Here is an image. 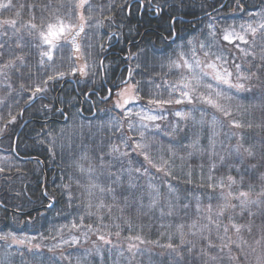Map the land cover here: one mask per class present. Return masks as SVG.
I'll return each instance as SVG.
<instances>
[{"label": "trees", "instance_id": "1", "mask_svg": "<svg viewBox=\"0 0 264 264\" xmlns=\"http://www.w3.org/2000/svg\"><path fill=\"white\" fill-rule=\"evenodd\" d=\"M18 1L20 16L15 17L10 10H1L0 13L2 20H17L20 32L13 37L12 48L16 54L23 56L25 64L31 67L33 79H27L28 73H24L23 78L18 79L17 77L21 75L19 71L0 66V128L4 129L3 132H0V157H4V162L0 163V167L5 168L4 172H0V235L7 233L13 235L46 234L49 231L48 227H51L53 223L55 225V223L74 220L78 222L77 213L79 212L85 214L86 224L91 223L93 228L99 225L100 230L104 232H100V234L105 235L113 245L122 248L127 257L131 256V253L127 251L129 235H140L146 241H152V243L145 244L132 241L142 250V254H138L129 262L127 260L128 264H170L169 250L159 247L157 241L159 244H166L169 242L167 237L171 235V242L179 244L178 228L180 225L192 224L194 219L199 220V225L207 223L203 218L205 215L201 216L202 213L196 212L195 199L189 197L191 206L187 210L179 211L172 216L165 214V217L172 218L169 220L170 223L176 222L177 224L176 231L170 232L159 229V224L166 221L165 218L155 213H141L137 217L135 208L124 211L121 221H118L119 213L117 214V212L113 214L116 217L111 221L105 218H102L101 221L98 216L93 214V211L88 210L85 206L77 183L71 185L74 205L69 208L66 194L68 190L62 188L61 185L69 183L67 176L75 177L78 174L82 159L85 165L98 167L99 150L103 148L107 152L110 141L118 142L119 133H113L110 125L101 128L97 133L95 131L98 124L118 115V110L117 112L108 111L113 107L115 93L119 91L115 85L119 83L121 77L127 76L129 67L135 68L137 55L141 57L140 68L137 69L141 75H137L136 80L144 82L154 79L161 83L165 80L176 81L177 76L173 71L169 72L167 68L162 69L160 66L159 53L164 51L168 44V41L160 38V28L165 25L167 15H176L183 21L178 26L177 39L184 36L190 37V34L196 33L204 26L200 23L201 18L204 24H207L209 20V17L204 16L201 7L204 0H185L183 7H179V0H169L170 7L163 17H157L151 11L147 12V7L143 13H140V7L137 4L131 6V15L129 16L126 11L121 9V5L128 6L131 0H90L97 11L93 14L91 21L85 22V30L81 33L83 35L79 36L77 44L80 46V51L76 52L73 45L66 43L67 39L65 40L64 37L59 38L56 43L63 44L64 48L53 50L52 61H47V57L44 58L46 72L40 73L35 71L40 59V49L34 46L41 42L39 31L46 32L48 23H57L60 19H64L65 23L69 22L66 16L77 1L28 0L26 5L22 4L21 0ZM30 2L34 6L32 14L29 11ZM208 2L215 3L218 15L228 17L230 24L238 23L245 19L250 12H256L264 7V0H243V10L237 8L234 0H208ZM144 3L147 5L148 0H144ZM173 4L178 5L175 12L171 8ZM221 4L225 6L220 7ZM111 5H115V10H105ZM74 15L73 22L79 24L78 7L75 8ZM85 15L87 14L85 13ZM213 15H217V13L214 12ZM30 23L37 25V29L32 30V35H29L28 29L24 27ZM97 23L101 24V29L95 27ZM89 24L93 26L89 27ZM113 33H116V36L109 40L108 37ZM21 37L22 39H20ZM3 39H7V37H3ZM256 39L259 48L250 51L251 55L244 57L243 60L250 62L248 67L264 63L261 60V57L264 56V41L261 40L259 33ZM16 42H19L22 47L17 48ZM89 43L92 45L91 48L88 47ZM25 44H29V47H23ZM100 44L104 45L103 52L100 51ZM43 48L47 49L48 46L43 45ZM88 53H91V56ZM130 54L132 59H129ZM81 57L90 67L86 77L77 71ZM100 60L104 62L103 68L100 66ZM241 62L242 60L239 61V63ZM14 63L19 64V61H14ZM59 72L64 73L63 77L58 76ZM53 74H57L55 80L48 81L47 85L42 83L41 77L46 80L47 75ZM174 77L175 79H173ZM21 83L26 84V89L23 91L19 90ZM245 83L252 91H242L241 104L243 106L239 109L240 113L237 118L242 124H251L252 127L245 126L241 129L225 127L220 130V134L217 136V149L220 148L219 141L225 139V131L237 133L225 144V147H234L238 140L244 147L254 146V159L247 157V154L244 153L245 163L249 164L250 161V165H255V167H250L244 176L242 190H247L252 183L254 186L262 187L260 184H262L264 175V68H260L257 75L252 76ZM8 84L12 85L11 89L7 87ZM36 86L46 87L48 90L37 93V97L44 98L36 99L33 104L28 106L34 100L29 101L27 98L31 97ZM109 88L113 89L112 102H102L100 98L107 95ZM13 97L16 98L15 101ZM141 100L145 105L147 104V97L142 96ZM43 105H47V109H44ZM56 109H63L64 116H67L68 119L65 120L64 116H61ZM207 112L209 118L212 117V114L221 115L210 106L207 107ZM11 116L16 117L15 123L9 122ZM209 118L207 117V120ZM221 119L224 118L221 117ZM182 124H185V121ZM187 124L192 125L190 121ZM124 131L127 132L126 126ZM49 132H52L56 137L55 145L48 142L53 139V135H46ZM185 140L182 135V138L178 140V145L172 151H168L166 143H162L160 153L165 158L175 153L174 162L173 160L169 161L172 163L175 176L165 177L163 173H157L156 175L159 177L157 183L170 181L181 190L190 189L201 200L202 208L206 209L208 200L206 196L200 195L201 193H212L213 197L218 198L221 192H228L227 175H233L237 181L240 180V177L235 169L231 173L227 170H218L212 173L213 180L208 181L211 161L209 154L205 151L208 147V138L205 137L203 145L194 147L191 144L187 146L188 142ZM40 141L44 142L40 143ZM241 152L243 153V149ZM7 159H11L13 162L10 170L6 163ZM137 159L142 160V157H137ZM201 168H203V172H201ZM189 171L193 174L194 182L192 184L186 183ZM202 176L203 181L201 180ZM220 179H223L224 187L212 189L207 186L208 183L218 182ZM234 186L237 188L236 185ZM233 201L235 200H232L231 203ZM218 202L222 201L215 198L212 200L213 205ZM160 203L164 204L165 201L162 199ZM49 204H53V207L49 208ZM88 212H91L92 215L87 216ZM254 212L256 215L252 218H248L247 215L243 218L237 217L238 222L251 225L253 234L250 242L252 246L246 244L249 248V252L246 251V264H256V257L264 253V217L260 211L257 213L254 210ZM129 225H131V230ZM117 231L120 232L119 237L115 235ZM185 231L187 232V228ZM195 236L196 238L191 233H187L185 240L192 241L199 248L201 247L200 233ZM233 238L235 239V236ZM93 242L104 247L110 246L98 240L95 235L85 245L79 244L80 246L70 248V251L87 248ZM184 255L185 259L181 264H193L190 254L185 253ZM197 264H199L198 261Z\"/></svg>", "mask_w": 264, "mask_h": 264}, {"label": "snow or ice", "instance_id": "2", "mask_svg": "<svg viewBox=\"0 0 264 264\" xmlns=\"http://www.w3.org/2000/svg\"><path fill=\"white\" fill-rule=\"evenodd\" d=\"M238 9L243 10V0H234ZM137 5L140 8L147 7L148 11L153 12L157 17H163L170 7L169 0H148V4L145 5L144 0H136ZM185 0H179V7H183ZM206 6V7H205ZM225 5L221 4L220 7ZM15 7L13 0H7V2L0 3V10H12ZM23 7V5H21ZM82 9L79 15V24L74 23L75 8ZM178 5L173 4L171 8L173 12L177 9ZM204 16L209 17L207 24H204L201 18L200 23L204 26L197 30L196 33L190 34L177 39L178 26L183 21L176 15H167L165 25L161 26V39L168 41L167 47L164 51L159 53V61L161 68H167L169 72L175 71L177 80L173 83H168L166 80L161 83L154 79H148L144 82L136 80L137 75H141L137 69L140 68L141 57L137 55L135 57L137 63L135 68L129 67L127 69V76L121 77L119 83L115 85L120 89L115 93L117 99L113 104V107L109 109V112H117L118 115L111 117L110 123L112 124L113 133H119L117 137L118 142H109L107 152L101 148L100 154L97 157L98 167L101 173L107 175V179L110 183L106 187H101L95 183L91 184L92 188L99 187L101 193H107L111 195L112 205H108L109 213H111L113 205H122L119 210L123 212L126 209L135 208L138 212H144L145 210H153L157 206L160 207L162 215H175L179 211H185L191 206V197L196 201V212L202 213L201 200L190 189H179L177 185L171 184L170 181H160L157 173H163L165 177L175 176L172 163L174 162L175 153L168 158H165L163 154L156 148V141L161 137H175L180 132L184 131L187 126V122L191 121L192 124L199 125L201 127L207 124L211 134L208 138V147L205 151L209 154L211 161L209 165V173L207 176L208 181L213 180L212 173L218 170H227L229 173L235 169L239 175L240 180L237 181L233 175H227L229 181L227 187L230 189L225 195L223 192L219 194V197H213L212 193H201L207 197V214L203 217L207 223L199 226L201 247L197 248L196 245L190 241L185 240L187 233L191 235H197L193 229L197 228V224L193 222L189 225H180L179 232V244L172 243V236L169 235V240L166 244H157L159 247L169 250L168 255L170 257V264H181L185 259V253L190 254L193 264H224L225 260L231 264L232 261H239L241 259L247 260L246 244L244 239V232L251 233V225L246 223H240L237 217L243 218L247 215L248 218H252L256 215L253 209L259 210L264 214V189L257 193L258 198L255 200L250 199V193L254 190L251 185L247 190H241V188H234V185L238 183L243 186L244 176L248 173L249 168H254L255 165L245 163L244 153L247 157L254 159L255 151L254 146L244 147V145L238 140L234 147H225L232 136L237 133L225 131V139L219 141L220 148L217 149V136L220 134V130L225 127L234 129H241L243 127L251 128V124H242L237 118L240 113L239 107L232 110V105L222 103L221 100L231 101L236 93L241 91L250 92L252 89L245 83L246 80L251 79L252 76L257 75V71L260 68H264V63L259 65H252L248 67V61H242L237 63L236 51L242 53L244 57L251 55L249 48L243 47V45H256L257 33L259 32L260 38L264 41V7L260 8L256 12H250V20L246 23L239 24L238 28L234 24L228 23V17H220L218 15V9L215 3H209L208 0H204L202 4ZM121 9L131 15V6L121 5ZM105 10H115V5L109 6ZM97 11V8L90 3V0H78V2L69 9L66 19L69 21L65 23L64 19L58 20L57 23H48L47 31H39L40 43L34 46L40 49V59L35 68L36 73L46 72V61H52L53 50H62L63 44L56 43L61 37L66 35L71 36L70 40H66V43L73 45L76 52L80 51V46L76 43V37L80 36L85 30V22L91 21L93 14ZM216 12L217 15H213ZM85 13L87 15H85ZM18 17L20 12H16ZM110 19V17H107ZM258 18V19H257ZM214 21V22H213ZM93 25L89 24V27ZM101 25L97 23L95 27L99 28ZM29 31V35H32V30L37 29L35 23L25 25ZM0 66L4 68H14L21 73L18 79L23 78L24 73H28L27 79H33L31 75L32 69L29 65L25 64L24 57L14 52L12 48L13 37L20 32V28L17 26L16 19H3L0 20ZM74 32V35L72 33ZM166 33V35H165ZM87 35V34H86ZM251 35L252 39H249ZM116 36L113 33L109 36V40ZM7 37V39H3ZM171 38V39H170ZM22 39V37L20 38ZM43 45H47L48 48L44 49ZM16 47L20 48L22 45L16 42ZM23 47H29V44L23 45ZM88 47L92 45L89 43ZM100 51L103 52L104 45H99ZM91 56V53H88ZM133 57L129 56V59ZM155 58V56H154ZM5 60L7 61L5 63ZM264 61V56L261 57ZM14 61H19V64H15ZM100 66L103 68L104 62L100 60ZM88 67L87 64L84 65ZM256 69L257 71H254ZM211 70V71H208ZM82 75H87L86 72L81 70ZM7 75V74H3ZM64 73L59 72L58 76L63 77ZM57 74L47 75V79L44 80L41 77L42 83L47 85L48 81L55 80ZM227 87L224 88L223 86ZM8 88H12L11 84L7 85ZM26 89V84L21 83L19 90ZM46 87L36 86L32 92L31 97H28L29 101L36 99H43L44 97H37V93L47 92ZM232 90H235L233 92ZM113 89H107V95L102 96L100 99L102 102L107 101L111 103V97ZM92 95V94H89ZM143 97H147V104H141L140 100ZM15 97L13 100L15 101ZM18 102V101H16ZM185 105L191 107H185L181 109L173 110L171 105ZM201 105L210 106L216 112L220 113V116L212 115L210 121H206L207 108L201 107ZM47 105H43L44 109H47ZM60 112L61 116H64L63 109H56ZM198 114V115H197ZM169 116H175L180 120L185 121V124L179 122L173 123L169 121ZM223 117L224 119H221ZM67 120L68 117L64 116ZM16 117L11 116L10 123H15ZM158 122H164L158 123ZM125 125L127 132L124 131ZM4 129L0 128V132ZM46 135H53L52 132ZM243 139V137L241 136ZM44 141H40L43 143ZM55 145L56 137L53 135V139L48 141ZM170 144L172 139L168 141ZM35 143V142H34ZM198 143V140H194V144ZM123 149V150H122ZM243 149V153L241 152ZM168 151H171L169 149ZM107 157V159H106ZM142 157V160L137 159ZM6 163L10 167L12 166V160L7 159ZM155 171H152V170ZM5 168L0 167V172H4ZM83 171V169H81ZM91 171V170H90ZM203 172V168H201ZM192 172L189 171L186 176V183L192 184ZM68 184H62L61 187L67 189V205L72 208L74 205V199L71 192V185L73 183L79 184V180L74 176H67ZM91 179V177H89ZM203 181V176L201 177ZM143 181V183H141ZM166 184V188H165ZM203 186V183H201ZM209 188L215 189L216 187H224L223 179L218 182L208 183ZM47 195V193H45ZM89 195L91 192L89 191ZM117 197L121 198L119 201ZM147 198L148 203L145 204L144 200ZM218 199L216 205L212 204L213 199ZM165 203L161 204V200ZM235 200L236 203H231ZM104 204H100L97 207H104ZM49 208L53 207V204L48 205ZM88 207L92 205L89 203ZM62 214V213H61ZM79 220L73 221L70 225L72 229L80 230V234L85 240L88 238L89 233L97 235V239L102 241L105 245H110L107 248L95 247V252L85 250L76 259L75 264H86L87 258L95 255L98 259L95 264H107L109 260L113 264H118L119 257H124L126 260L131 261L138 254H142V250L139 249L136 243L132 241H138L139 244L152 243V241H146L140 235H129L127 240V251L131 253V256L125 257L124 250L118 245H113L112 242L100 234L99 225L94 229L91 223H85V214L77 213ZM87 216H91L92 213H86ZM102 221V218H100ZM65 227H68L65 225ZM119 227V225H117ZM187 228V232L185 231ZM131 230V225H129ZM215 231V236H213ZM117 237L120 236V232L115 233ZM235 236V239L233 238ZM9 238L19 245L25 244V239H18L12 233L0 235V240L7 241ZM35 239V237H32ZM80 243L78 236H71L70 239H63L61 244L54 245L49 248L48 251H53L55 248H60L62 245H68L69 247L76 246ZM259 243V242H258ZM36 252L33 253L35 258V264H44L43 254L39 251L40 244L34 245ZM11 245L4 247V254L7 258L11 255ZM227 250V251H226ZM32 249L29 248V252ZM235 253V254H234ZM22 256L23 253H20ZM74 253L68 252L67 254H61V260L68 261V264H73ZM257 264H264V253L256 257ZM5 264H9L7 259ZM56 264H60V260H57Z\"/></svg>", "mask_w": 264, "mask_h": 264}, {"label": "rangeland", "instance_id": "3", "mask_svg": "<svg viewBox=\"0 0 264 264\" xmlns=\"http://www.w3.org/2000/svg\"><path fill=\"white\" fill-rule=\"evenodd\" d=\"M76 1L78 2V0H76ZM3 2H7V0H0V3H3ZM27 2H28V0H21V3L24 4V5H26ZM13 4L15 5V7L12 10H10V12H11V14L15 15L16 12H20V10H19V1L18 0H13ZM33 9H34V6H33L32 2H30L29 11H30L31 14H32ZM78 9H79V12L81 13L82 9H80V8H78ZM15 17H17V16L15 15ZM0 19L2 20V14L1 13H0ZM250 19L251 18L248 15L245 19H243L242 21H240L238 23H235L234 25H236L237 28H238L239 24L246 23ZM1 29L2 28H0V30ZM99 29H101V27H99ZM72 35H74V32L72 33ZM82 35L83 34H80V37H82ZM64 38H65V40L66 39L70 40L71 36L66 35V37H64ZM248 38L252 39L251 35H249ZM78 39H79V36L76 37V43H78ZM243 47H247V48H249V51H252V50H255V49L259 48V43L257 42L256 45H251V46L250 45H243ZM235 54L237 56V61H236L237 63H239L240 60H242V61L244 60V56H243L242 53H239L238 51H236ZM85 64H86V62L81 57V60H80V63H79V65H80L79 69H81V70L83 69L84 72L88 71V67L87 68L84 67ZM208 71H211V70H208ZM173 72L175 73L174 70H173ZM173 79H175V77ZM167 82L168 83H173L172 81H167ZM223 87L226 88L227 86L224 85ZM232 91L235 92V90H232ZM242 94H243L242 91L239 92V93H236L235 96L233 97V99L230 102L229 101H225V100H221V102L225 103V104H229L230 103L232 105V110H235L237 107H239V109H241L242 106H243V104H241L242 103ZM116 99H117V97L115 98L114 102H116ZM140 103L144 104L142 102V100H140ZM206 106L207 105H201V107L207 108L208 106L207 107ZM167 107H170L171 109L176 110V109H181V108L191 107V106L190 105L189 106H185V105H175V104H173V105L167 106ZM215 115H217V114H215ZM207 117L209 118L208 114L205 117L206 121H210L211 118H212L211 117V118H209L207 120ZM168 119H169V121H172L173 123L179 122L180 124H182V122H184V121H181L180 118L175 117V116H169ZM110 120H111V117L106 119V120H104L102 123L98 124L95 132L96 133L99 132L101 130V128H104L107 125L112 126V124L110 123ZM158 123H162L163 124L164 122H158ZM192 130H195V131L193 132ZM189 134H191V135L189 136ZM210 134H211V132H210L207 124L205 126H203V127H201L199 125H195L194 126L193 124L189 126L187 124V126L184 128V131L180 132L179 135H177L175 137H161V138H158L157 141H156V148L159 151H161V147L163 146L162 143L163 144L166 143L165 144L166 148L171 149V151H172V149L174 147H176V145H178V140H180L182 138V135H183V139H186L185 141L188 142L187 146L189 144H191L192 147H194L196 145L197 146L198 145H203L205 137H208ZM169 139H172V141H173L171 144L168 142ZM194 140H198V143L194 144ZM3 158H4L3 156L0 157V160H1L0 163L4 162ZM81 169H83V171H81ZM75 177L79 180V184H78L77 187H78V190L79 189L81 190V194H82V197L84 199V204L88 208V210L93 211V214L98 216L99 218H105L106 220L108 219L109 221H111V219H114V217H116V216H113V214L116 213V212H117V214L119 213L118 214L119 215L118 221H121L123 219L124 215L122 213H124V211H127L128 209H126L123 212H121L119 210V207L122 206V205H113L111 213H109L108 205H112V203H113L112 199H111V195L107 194V193H101L100 190H99V187H96V188H92L91 187V184H93V183H95V184H97V185H99L101 187H106L110 183V181L107 179V175L106 174H102L100 172L99 168L96 167V166L94 167V166H91V165H85L84 162H83V159H82L81 163L79 164L78 174ZM89 177H91V179H89ZM217 179H219V178H217ZM260 185H262V187L254 186V184L252 183L251 186H253L254 190L250 193V197H249L250 199H252V200L257 199L258 198L257 193H259L258 191H261L262 189H264V175L262 177V184H260ZM236 186H237V188H241V190H242L244 185L241 187V185L238 183ZM234 188H236V187L234 186ZM227 189H228V191L230 190L229 188H227ZM89 191L91 192V195H89ZM223 193L225 195L227 194L225 191H223ZM120 199L121 198L117 197L118 201ZM89 203L92 205L91 208L88 207ZM144 203L145 204L148 203L147 198H145ZM233 203H236V201H233ZM100 204H104L105 206L101 207V208H98L97 206L100 205ZM254 210H256L257 213L259 212V210H257V209H253V211ZM135 213L137 214V217H139V214H141V213H144V214H146V213H148V214L155 213L158 216H161V217L165 218L166 221H162L159 224V229L162 230V231L169 230L170 232H175L176 229H177L176 222L170 223L169 220H172V218L171 217H165V215H162L160 207L158 208V206L155 209H153V210H145L144 212H138V211L135 210ZM203 214L204 215L207 214V208L204 209V211L202 212L201 216ZM262 215L264 217V214H262ZM198 221H199L198 219H194L193 220V222H196V224H197V228L193 229V231H196L197 234L199 233V226H201V225H199L200 223H198ZM72 223H73V221L64 222V223L63 222H59V223H55V225H53L54 224L53 223L51 227H48L49 231L46 234H36V235H32V234H20L19 235V234H17V235H15L18 239H25L26 242H25L24 245H19V244L14 243L11 240V238H9L7 241L0 240V264H5V260L6 259H7V261H9V264H35V258L33 256V253L37 251L35 249V247H34V245H36V244H40L41 245V248H40L39 251L43 254L44 264H56L57 260H60V264H68V261L61 260V254L62 253L67 254L68 252L74 253V255L72 257V260H73V264H75L76 259L85 250H90V251H92L94 253L95 252V247H100V248L110 247V246L104 247L102 245H97L95 242H93V244L89 245L87 248H81V249H76L74 251H70V248H73V247H76V246H80L79 244L85 245L89 240L91 241L92 237H94L96 235L94 233H89L87 240H85L84 237L80 234V230L72 229L70 227V225ZM65 225H67L68 227H65ZM100 232L104 233L101 230H100ZM73 235L79 237L80 243L78 245L73 246V247H69L68 245H62V247L55 248L51 252L48 251V249L52 248L54 245L61 244L63 239H70L71 236H73ZM243 235H244V239L247 241V244L250 245V242L252 241V237H253L252 232L251 233L244 232ZM213 236H215L214 231H213ZM32 237H35V239H32ZM193 237L196 238V236H193ZM6 245H11V248L9 250L11 255L8 256L7 258L5 257V254H4V247ZM250 246H252V245H250ZM245 247H246V251L249 252L248 246H245ZM29 248L32 249L31 252H29ZM20 253H23V255L21 256ZM125 254H127V253H125ZM252 254H253V252H252ZM127 255H129V254H127ZM125 257H127V256L125 255ZM97 259H98V257H96L95 255L90 256V257L87 258L86 264H95V261ZM117 259H118V264H128V262H129V261L127 262V260L124 257H119ZM246 263H247V260H243V259H241L239 261H232L231 262V264H246ZM107 264H113V262L111 260H109L107 262ZM225 264H229V262L226 260ZM256 264H257V260H256Z\"/></svg>", "mask_w": 264, "mask_h": 264}, {"label": "flooded vegetation", "instance_id": "4", "mask_svg": "<svg viewBox=\"0 0 264 264\" xmlns=\"http://www.w3.org/2000/svg\"><path fill=\"white\" fill-rule=\"evenodd\" d=\"M146 10H147V9H146ZM144 11H145V8H143L142 12H144ZM147 12H150V11L147 10Z\"/></svg>", "mask_w": 264, "mask_h": 264}]
</instances>
